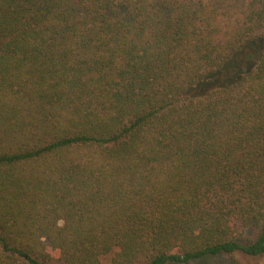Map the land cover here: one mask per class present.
Segmentation results:
<instances>
[{
  "label": "trees",
  "instance_id": "trees-1",
  "mask_svg": "<svg viewBox=\"0 0 264 264\" xmlns=\"http://www.w3.org/2000/svg\"><path fill=\"white\" fill-rule=\"evenodd\" d=\"M264 256V0H0V264Z\"/></svg>",
  "mask_w": 264,
  "mask_h": 264
},
{
  "label": "rangeland",
  "instance_id": "rangeland-1",
  "mask_svg": "<svg viewBox=\"0 0 264 264\" xmlns=\"http://www.w3.org/2000/svg\"><path fill=\"white\" fill-rule=\"evenodd\" d=\"M112 255L103 260V264H109ZM191 264H264V256L250 257L243 253H236L232 256H220L193 262Z\"/></svg>",
  "mask_w": 264,
  "mask_h": 264
}]
</instances>
